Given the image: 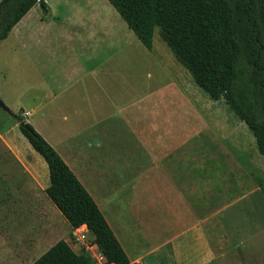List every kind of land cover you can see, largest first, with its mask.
<instances>
[{"label":"rangeland","instance_id":"1","mask_svg":"<svg viewBox=\"0 0 264 264\" xmlns=\"http://www.w3.org/2000/svg\"><path fill=\"white\" fill-rule=\"evenodd\" d=\"M48 2L59 19L38 27L37 37L48 40L47 47L57 57L68 61L78 53L89 52L83 44L82 50L78 47L68 29L67 6L90 8L81 17L85 16L90 24L97 23L96 18L100 17V22H105L107 37H113L114 33L123 38L126 46L115 56L110 51L106 53V64L98 68H95L97 62L90 61L91 109L88 117L85 114L81 120L87 124L78 123L87 128V133L98 134L83 137L93 164L117 162L125 167V174L114 176L123 183H132L129 193L136 214L133 210L131 219L142 238L139 249L162 245L168 240L164 238L173 233L163 199L167 200L168 193L173 196L184 184L186 215L181 230L187 228L192 240L201 228L208 254L216 256L211 264H264V155L258 152L246 125L223 99H210L195 84L188 70L160 38L158 28L153 32L150 52L107 0ZM36 11L41 10L36 8ZM36 11L25 23L39 22ZM40 48L43 57L45 47ZM94 69L102 86L95 85ZM22 81L30 84L32 79ZM3 91L10 100L19 90L7 86ZM27 97H33V92ZM117 107H122L120 113ZM23 111L18 109L15 113L24 116L26 111ZM117 114L120 121H115ZM0 117L5 123L16 122L1 108ZM102 119L98 125L96 120ZM39 129L48 131L49 126L41 123ZM177 137H184L185 143ZM24 141L29 148L26 154L40 156ZM244 142L245 147L240 151L237 144ZM103 155L106 156L103 158ZM42 169H45L43 165ZM211 169V173H204ZM47 173L46 169L48 178ZM207 184H211L212 190ZM193 188L197 189L195 199L189 195ZM59 239L66 240L74 251L83 252L90 260L98 256L100 248L89 232L85 244H96L94 251L73 241L72 228L67 229L55 220L45 191L0 139V264H30ZM169 239L155 264L178 263L177 241ZM93 264L104 263L94 260Z\"/></svg>","mask_w":264,"mask_h":264},{"label":"trees","instance_id":"2","mask_svg":"<svg viewBox=\"0 0 264 264\" xmlns=\"http://www.w3.org/2000/svg\"><path fill=\"white\" fill-rule=\"evenodd\" d=\"M40 0H0V41ZM150 51L153 32L210 99H223L264 155V0H107ZM42 13L48 12L44 0ZM20 133L47 165L45 194L72 228L85 224L106 264L129 259L96 202L53 146L22 113ZM30 264H93L59 239Z\"/></svg>","mask_w":264,"mask_h":264},{"label":"crops","instance_id":"3","mask_svg":"<svg viewBox=\"0 0 264 264\" xmlns=\"http://www.w3.org/2000/svg\"><path fill=\"white\" fill-rule=\"evenodd\" d=\"M44 1L48 6L46 15L42 16L41 7L35 5L12 28L8 36L0 41V99L12 113H15L18 109H21L22 112L25 110L27 113V116H25L26 113L24 115L25 120L35 129H39L41 123L48 124V131L39 129L42 132L41 134L36 130L53 146L92 196L124 249L129 264H136L140 261L145 264H155L156 260L161 259V250L168 246L171 240L170 237L177 241V264H211L215 261L216 256L214 258L208 254L207 240L201 228L199 227L192 240L187 234V228L183 227L185 229L181 230V223L186 215L184 209L186 186L184 184L183 188L179 189L173 196L168 193L165 196L167 200L163 199L164 206L167 207L168 215L171 217L169 222L174 230L173 233L164 238L168 240L162 245H151L139 249L142 238L138 236L137 227L132 224L131 219L133 210L136 214L129 193V185L132 183H123L120 178L114 176L125 174V167L120 166L117 162L101 161L93 164L89 159L92 155L86 153V148L89 147L86 145V141L84 142L83 137H97L98 134L87 133V128L85 126L81 127L82 124H79L84 122L87 124L86 121L82 122L81 120L85 114L88 117L91 109L90 90L88 89L91 72L90 61L97 62L95 68L106 64V59H108L106 53L110 51L113 53L112 56H115V54L122 52L124 47L126 48L122 41L123 38L116 37L114 33L113 37H107L104 28L105 22H100L98 16L96 18L97 23L90 24L86 21L85 14L89 13L90 8L67 6L69 12L67 17L68 29L70 28L69 30H71L72 36L75 37L78 47L82 50L81 45L83 44L89 52L82 55L78 53L65 61L53 54L50 47H47L48 40L37 37L38 27L47 26L52 19H59V16H55L56 14L48 0ZM36 8L41 10L40 13L36 11ZM35 11L34 14L39 22L25 23V20ZM81 15L85 16L81 17ZM97 15H99V12H97ZM42 45L45 47L43 57H41L42 50L40 48ZM92 73L95 75V78H93L95 85L102 86L95 69L92 70ZM25 78L32 79V82L30 84L23 83L22 79ZM7 86L18 87L19 90L10 100L7 98L6 92L3 91V88ZM31 91L33 97L28 98L27 95H30ZM117 110V113H120L122 107H117ZM116 117L115 121H120L118 114ZM96 121L99 125L103 119ZM76 138L81 141L76 140ZM0 139L19 159L31 178L45 190L49 184L46 176L47 165L41 156L33 153V157H31L26 154V148H28L24 141L26 139L20 133L18 124L16 122L5 123V120L0 117ZM177 139L183 143L186 141L184 137L183 139L177 137ZM74 141L76 142L74 143ZM237 145L238 149L242 151L245 142ZM106 147L107 151H110L109 146ZM183 157L185 158V154H183ZM42 165L45 168L44 170ZM212 171L213 169L205 170L204 173H211ZM202 186V178H200V192L203 189ZM207 186L208 189L212 188L211 184H207ZM196 191L197 189L193 188V191L189 192V195L193 196L194 199L197 195ZM236 192L241 193V190ZM231 196H233V199L235 198L233 192ZM198 203L200 204V201ZM52 210L57 222L67 229L72 228L53 203ZM163 210L165 211L166 208L163 207Z\"/></svg>","mask_w":264,"mask_h":264},{"label":"built area","instance_id":"4","mask_svg":"<svg viewBox=\"0 0 264 264\" xmlns=\"http://www.w3.org/2000/svg\"><path fill=\"white\" fill-rule=\"evenodd\" d=\"M87 234H88V229H87L85 224H82L76 228H72V239H73V241H75L78 244H83L85 249H88L90 251H94V250H96V244H92V245H88V244L86 245L85 244ZM97 255L98 256H94V259H92L90 261H92V263H93L94 260H101L104 264H106L105 258L103 256L101 250H98Z\"/></svg>","mask_w":264,"mask_h":264},{"label":"water","instance_id":"5","mask_svg":"<svg viewBox=\"0 0 264 264\" xmlns=\"http://www.w3.org/2000/svg\"><path fill=\"white\" fill-rule=\"evenodd\" d=\"M42 0L39 1L38 6L41 7ZM0 108L3 109L4 111L8 112L11 114L12 112L8 108V106L0 99Z\"/></svg>","mask_w":264,"mask_h":264}]
</instances>
